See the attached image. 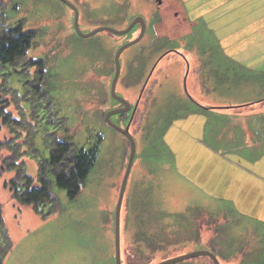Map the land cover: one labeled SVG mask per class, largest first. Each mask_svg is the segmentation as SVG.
Returning <instances> with one entry per match:
<instances>
[{
    "label": "rangeland",
    "instance_id": "374dc122",
    "mask_svg": "<svg viewBox=\"0 0 264 264\" xmlns=\"http://www.w3.org/2000/svg\"><path fill=\"white\" fill-rule=\"evenodd\" d=\"M4 1L9 26L20 22L37 33L26 60L46 61L51 104L37 108L40 117L34 111L42 100L25 89L36 78L33 68L28 78L10 68L8 86L0 76V89L11 90L0 98L11 103L13 128L28 129L16 133L38 130L34 146L8 128L0 132V144L14 137L17 151L25 152L15 170L3 172L0 162L3 264H115V209L129 149L104 116L120 106L110 94L115 54L139 36V25L124 35L82 38L73 10L60 0ZM66 1L83 34L123 31L137 17L146 25L142 39L119 58L115 89L133 107L151 74L129 128L136 150L120 214L122 264H156L196 251L213 253L220 264H264V226L243 214L252 212L250 188L264 168V18L242 23L236 7L204 17V8L193 7L203 0H162L160 7L155 0ZM167 50L190 61L186 86L180 57L169 54L155 64ZM23 62L14 67L22 70ZM198 80L205 86L195 85ZM51 114L62 121L57 130ZM43 117L50 123L34 126L33 118ZM129 117L111 121L125 128ZM54 131L77 150L97 146L98 155L80 196L70 201L53 186L57 211L42 218L13 200L4 184L15 175L36 177L37 161L48 156L43 136ZM8 155L0 150V160Z\"/></svg>",
    "mask_w": 264,
    "mask_h": 264
},
{
    "label": "trees",
    "instance_id": "16d2710c",
    "mask_svg": "<svg viewBox=\"0 0 264 264\" xmlns=\"http://www.w3.org/2000/svg\"><path fill=\"white\" fill-rule=\"evenodd\" d=\"M6 9V1L0 0V71L3 73L2 76L4 80V86H8V78L10 77L11 72L10 68L13 69V73L19 75H25V78H28L29 71L31 68L35 70V80H32L25 84V89L31 90L33 95L38 98H33L34 100H42V104L39 107H34V111L37 108L48 109L50 103V95L46 86V61L43 59L30 60L27 61V53L35 44V38L37 36L36 31H25L22 28V24L19 22L14 27L9 26L7 23V17L4 14ZM22 70L16 69L14 66H17L19 61H23ZM46 89V91H45ZM146 90V89H145ZM0 92H11L8 87H3L0 89ZM33 99L31 102L26 101V97H23L21 100L23 102H29L34 104ZM113 99V98H112ZM19 99V103L21 102ZM15 102V99L12 100ZM36 102V100H35ZM40 102V101H38ZM11 106L9 100H4L0 98V132L5 128L9 129L10 135L14 137L22 136L26 138L30 146H34V139L37 136L36 131H29L27 135L23 133H16V130L26 129L25 124L21 128H13L16 124V120L13 117V114L8 113L6 110ZM17 108V105L15 103ZM18 109V108H17ZM37 109V115L39 113ZM50 109V108H49ZM22 112H24L22 110ZM20 113V112H19ZM45 113V112H44ZM21 114V113H20ZM130 114V113H129ZM53 114H51L52 124H55L52 127L54 130L58 129L59 123L62 121L57 119ZM122 116H128L122 115ZM31 118V114H30ZM37 118V117H36ZM35 120L36 127H40L43 122V127L46 124L50 123L51 119L46 120L47 117L40 118ZM131 116L127 120L129 122ZM136 118L134 114L133 119ZM131 122V125L133 122ZM37 122V123H36ZM11 124V125H10ZM128 124V123H127ZM130 125V126H131ZM35 127V128H36ZM7 130V129H6ZM46 134L43 136L44 141H50L48 148V156L40 158L37 161V174L33 178L28 175H15L8 182L4 184L5 188H8L10 191L11 198L15 200L18 204L22 206H28L32 211L40 216L47 217L51 214H54L58 208V199L53 193V186L66 192V196L70 201L75 200L83 192L86 180L92 168L95 166L98 155V147H92L88 150L80 149L77 150L73 144L68 140H60L57 137V133ZM6 140L1 143L0 150H8L10 155L3 157L0 162L2 164L1 170L4 172L15 170L17 166L22 165L18 163V156H22L25 152L21 153L17 151V144L14 143L13 139ZM49 138V139H48ZM126 143L129 149V142L125 138ZM32 151H36L33 150ZM38 155L40 153L38 152ZM37 181V182H36ZM37 184V185H35ZM2 223V212L0 205V224ZM210 260V259H208ZM142 262V261H141ZM211 264H213L210 261ZM0 264H3V258L0 256Z\"/></svg>",
    "mask_w": 264,
    "mask_h": 264
},
{
    "label": "water",
    "instance_id": "95a60500",
    "mask_svg": "<svg viewBox=\"0 0 264 264\" xmlns=\"http://www.w3.org/2000/svg\"><path fill=\"white\" fill-rule=\"evenodd\" d=\"M60 1L65 3L67 6H69L73 10L75 30H76V33L82 38H89L98 32H109V33L116 34V35H124V34H127L128 32H130L134 26H136V25L140 26L139 36L136 39H134L133 41L123 45L117 51V53L115 54V58H114L115 73H114V76H113V79L111 82V86H110V94H111V97L115 101H117L118 103H120L122 105V107L111 110V111L107 112L104 116V120L107 123V125H109L112 129L116 130L118 133L123 135L127 139V141L129 142V156H128L127 165H126L125 172L123 175V179H122L120 189H119V195H118V200H117L116 209H115V223H114L115 264H122V262H121V251H120V214H121V207H122L124 192H125L127 180H128V177H129V174H130L133 162H134L135 150H136L135 149V142H134L133 137L129 131V128H130V124L132 122L135 110L137 108V105H138V102L140 99H138L135 107L133 108L131 118H130V120H129V122L125 128L118 127L117 125L112 123L111 117L128 113L131 110L130 103L127 100H125L124 98L117 96L116 91H115L116 84H117V81H118V78L120 75L119 58H120V56L124 50H126L130 46L138 43L142 39V37L145 33L146 25H145L144 20L141 17H137L123 31H116V30L109 29V28H99V29H96V30L88 33V34H83L79 29L78 12H77L76 8L66 0H60ZM146 83H147V81H146ZM146 83L144 84L141 93L144 91ZM200 257H206V258L210 259L213 264H220L218 262V260L216 259L215 255L211 252H208V251H196V252L180 255V256H177V257H174L171 259H166V260H163V261L156 263V264H174V263H178V262H182V261H186V260H190V259H196V258H200Z\"/></svg>",
    "mask_w": 264,
    "mask_h": 264
},
{
    "label": "crops",
    "instance_id": "0c3cea01",
    "mask_svg": "<svg viewBox=\"0 0 264 264\" xmlns=\"http://www.w3.org/2000/svg\"><path fill=\"white\" fill-rule=\"evenodd\" d=\"M194 1L196 0H189V3ZM260 2L261 0H203V5L197 6L198 4H195L193 7H195L194 9L204 8V17H208L209 13L212 15L216 14L219 9H222L223 12L229 7H236L238 18H240L242 23H251L256 19L264 18V5H261ZM262 101L258 103H262ZM261 172L262 177L260 178L259 174L258 178L260 183L255 181L250 188L252 189V212L243 210V214L252 216L254 222L264 226V168Z\"/></svg>",
    "mask_w": 264,
    "mask_h": 264
},
{
    "label": "flooded vegetation",
    "instance_id": "af4514ba",
    "mask_svg": "<svg viewBox=\"0 0 264 264\" xmlns=\"http://www.w3.org/2000/svg\"><path fill=\"white\" fill-rule=\"evenodd\" d=\"M155 3L158 5V7H160L162 4H163V2H162V0H155ZM177 16H179V13H174V17H177ZM139 29H140V26H139ZM169 54H174L175 56H177V57H180L183 61H184V64L185 65H187V70H186V75H185V78H184V83H185V86H186V79H188V68H189V64H190V61L187 59V56L186 55H184L183 53H180V52H178V51H175V50H167V51H165L163 54H162V56L160 57V58H158V60L156 61V65L157 64H159L162 60H163V58H165L167 55H169ZM155 66V65H154ZM153 66V67H154ZM152 71H153V68L151 69V73H152ZM150 73H149V75H148V77L146 78V81L148 82V80L150 79ZM146 81H145V83H146ZM204 81L205 80H201V81H196V83H195V85H198V82H200L201 84H202V86H205V84H204ZM147 84V83H146ZM144 86V85H143ZM146 87V86H145ZM203 88V87H202ZM141 91H142V89H141ZM142 95H143V92L141 93L140 92V94H139V97H138V99H141V97H142ZM188 95H190V100L193 102L194 101V97L191 95V94H188ZM120 106H119V108H121L122 107V105L121 104H119ZM131 105V104H130ZM135 105H136V103H135ZM135 105H133V107L131 106V110L128 112V113H125V114H121V115H126V114H129L130 113V116L132 115V111H133V108L135 107ZM138 106V105H137ZM136 110H137V108H136ZM136 110H135V112H136ZM135 114V113H134Z\"/></svg>",
    "mask_w": 264,
    "mask_h": 264
}]
</instances>
